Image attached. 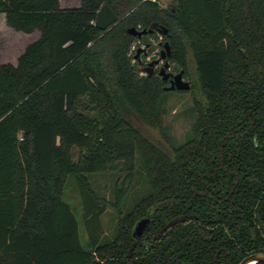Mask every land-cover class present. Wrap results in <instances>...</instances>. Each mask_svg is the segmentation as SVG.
<instances>
[{
  "label": "trees",
  "instance_id": "trees-1",
  "mask_svg": "<svg viewBox=\"0 0 264 264\" xmlns=\"http://www.w3.org/2000/svg\"><path fill=\"white\" fill-rule=\"evenodd\" d=\"M103 3L121 18L105 32ZM153 23L185 76L192 60L196 91L139 74L133 45L147 35L127 29ZM187 92L180 143L125 116L161 128L162 97ZM95 173L115 176L111 201ZM252 252L264 253V0H0V264H238Z\"/></svg>",
  "mask_w": 264,
  "mask_h": 264
},
{
  "label": "rangeland",
  "instance_id": "rangeland-1",
  "mask_svg": "<svg viewBox=\"0 0 264 264\" xmlns=\"http://www.w3.org/2000/svg\"><path fill=\"white\" fill-rule=\"evenodd\" d=\"M158 4L164 8L170 7L173 0H156ZM159 34L155 37L147 39L150 43L148 52H150V58L156 59L158 57V42L161 41ZM144 46L141 43H135V48H133V55L135 51L140 48L142 50ZM135 65H139L134 61ZM140 75H144L143 71L139 72ZM192 86H195L194 91L198 89V79L195 73L194 64L192 60H189L188 65V75L186 76ZM192 98L193 95L190 93H169L162 97L160 103V127L158 128L154 122L149 118L137 117L133 112H125L126 118L138 128L144 135L150 138L155 143L166 146L164 139L162 137V131H164L169 140L172 143H180L184 141L188 135L191 122L194 117L192 110ZM91 183L92 188L97 192L98 195L103 196L106 200L111 201L112 198V186L115 176L95 173L87 175ZM139 190V184H136L132 189L130 195L126 198L123 203L122 210H128L133 199V194ZM65 199L73 206L74 210L79 214L80 202L78 199V192L74 185L70 183V180L65 189ZM114 208L108 204L106 211L102 216V222L104 226V235L110 236L112 229L115 224ZM77 214V215H78ZM80 219V217H79Z\"/></svg>",
  "mask_w": 264,
  "mask_h": 264
},
{
  "label": "water",
  "instance_id": "water-1",
  "mask_svg": "<svg viewBox=\"0 0 264 264\" xmlns=\"http://www.w3.org/2000/svg\"><path fill=\"white\" fill-rule=\"evenodd\" d=\"M121 18L118 17V15L111 9V7L107 4V3H103L100 7V9L98 10L97 14H96V18L94 21V25L96 28H98L99 30L105 32L107 31L109 28H111L114 24H116ZM156 30L158 33L161 34H165L166 33V28L164 27H160L157 26L156 24H151L150 28L146 29H137L135 27H130L127 29V32L133 36H137L138 38H140L142 35L146 34V33H151L152 31ZM163 51H166V54L169 55L170 54V50H169V45L167 43V41L164 42L163 44ZM137 51H140V48L137 49ZM163 57V56H162ZM154 62H157V60H155ZM153 62H149L148 65L144 68L145 71H147L148 75H151V71H152V66ZM168 66V63L165 62L164 65L161 67V71H164L165 68ZM161 74V72H159V75ZM169 75L165 74V76H163V79H166V77ZM190 89V83L186 80L182 79V71L176 73L175 75H173L171 81H170V85L167 87H164V90H180V91H187ZM181 218H175L171 221H169L161 231H163L164 229H166L167 227H169L170 225H172L173 223L179 221ZM148 224V219H140L134 228V232L133 235L134 236H139L142 232V230L146 227V225ZM134 245V243H133ZM132 248L129 250L131 251ZM253 262L257 263V262H262L264 263V253L263 252H252L246 256H244L240 262L238 264H253Z\"/></svg>",
  "mask_w": 264,
  "mask_h": 264
},
{
  "label": "flooded vegetation",
  "instance_id": "flooded-vegetation-1",
  "mask_svg": "<svg viewBox=\"0 0 264 264\" xmlns=\"http://www.w3.org/2000/svg\"><path fill=\"white\" fill-rule=\"evenodd\" d=\"M159 34L161 37V41L158 42V47H159V51H158V57L156 59L154 58H150V52H148V48L150 47V43L147 42V39L153 38L155 35ZM147 37H143L146 36ZM154 35V36H153ZM143 37V41H139V43H141L144 47L142 48V50L140 49V51H135V54L133 55V61H136L137 63H139V65H137V68L139 71H143L145 74H147V71H145V67L148 65L149 62H153L151 68V75L155 74L158 77H160L161 81H162V88L164 89V87H167L170 85V81L173 77V75H175L176 73L182 71V79L186 80L189 82V80L187 79V77L184 74V70L181 68H176L174 62L169 60V55L166 54V51H163V44L165 41H167L164 37L163 34L158 33L156 30L152 31L151 33H146L144 35H142L140 38ZM168 43V41H167ZM169 45V43H168ZM169 50H170V46H169ZM163 56V57H162ZM155 60H157V62H154ZM167 62L168 66L165 68L164 71H161V67L164 65V63ZM159 72H161V74L159 75ZM169 75L166 77V79H163V76H165V74ZM148 75V74H147ZM190 83V82H189ZM191 86V84H190ZM166 91H171V92H177L180 90H166ZM145 219V218H143ZM148 219V223H149V218ZM148 228V224L146 225V227L142 230L141 235H143V232L145 230H147ZM139 236H135V237H139Z\"/></svg>",
  "mask_w": 264,
  "mask_h": 264
},
{
  "label": "clouds",
  "instance_id": "clouds-1",
  "mask_svg": "<svg viewBox=\"0 0 264 264\" xmlns=\"http://www.w3.org/2000/svg\"><path fill=\"white\" fill-rule=\"evenodd\" d=\"M133 48H135V45H133ZM253 264H255V262H253Z\"/></svg>",
  "mask_w": 264,
  "mask_h": 264
},
{
  "label": "built area",
  "instance_id": "built-area-1",
  "mask_svg": "<svg viewBox=\"0 0 264 264\" xmlns=\"http://www.w3.org/2000/svg\"><path fill=\"white\" fill-rule=\"evenodd\" d=\"M152 1H156V0H152Z\"/></svg>",
  "mask_w": 264,
  "mask_h": 264
}]
</instances>
